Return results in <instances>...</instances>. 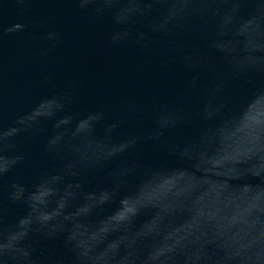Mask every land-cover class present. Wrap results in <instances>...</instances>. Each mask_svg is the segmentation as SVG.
I'll return each mask as SVG.
<instances>
[{
  "label": "water",
  "instance_id": "water-1",
  "mask_svg": "<svg viewBox=\"0 0 264 264\" xmlns=\"http://www.w3.org/2000/svg\"><path fill=\"white\" fill-rule=\"evenodd\" d=\"M0 264H264V0H0Z\"/></svg>",
  "mask_w": 264,
  "mask_h": 264
}]
</instances>
